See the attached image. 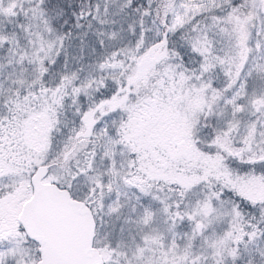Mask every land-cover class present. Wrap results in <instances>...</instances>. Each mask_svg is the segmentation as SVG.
Wrapping results in <instances>:
<instances>
[{"label": "snow or ice", "instance_id": "1", "mask_svg": "<svg viewBox=\"0 0 264 264\" xmlns=\"http://www.w3.org/2000/svg\"><path fill=\"white\" fill-rule=\"evenodd\" d=\"M0 264H264V0H0Z\"/></svg>", "mask_w": 264, "mask_h": 264}]
</instances>
